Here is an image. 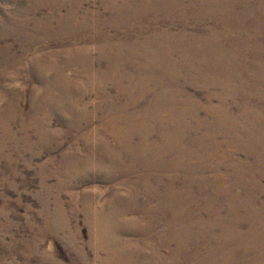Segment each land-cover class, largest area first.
<instances>
[{"label":"rangeland","instance_id":"1","mask_svg":"<svg viewBox=\"0 0 264 264\" xmlns=\"http://www.w3.org/2000/svg\"><path fill=\"white\" fill-rule=\"evenodd\" d=\"M0 264H264V0H0Z\"/></svg>","mask_w":264,"mask_h":264},{"label":"bare ground","instance_id":"2","mask_svg":"<svg viewBox=\"0 0 264 264\" xmlns=\"http://www.w3.org/2000/svg\"><path fill=\"white\" fill-rule=\"evenodd\" d=\"M111 48H113V47H111ZM144 123H146V118H144V117L135 118L132 115H123V116H115V117H113L107 123L106 126L108 128L111 127L113 129V132L115 133L116 136L117 135H121L123 132H127L128 136H131L132 133H133V128L135 126L138 127V125H143Z\"/></svg>","mask_w":264,"mask_h":264}]
</instances>
